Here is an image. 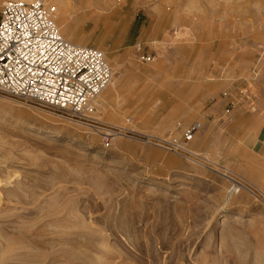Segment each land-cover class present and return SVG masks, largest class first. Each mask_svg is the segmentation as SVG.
Masks as SVG:
<instances>
[{
	"label": "rangeland",
	"instance_id": "1",
	"mask_svg": "<svg viewBox=\"0 0 264 264\" xmlns=\"http://www.w3.org/2000/svg\"><path fill=\"white\" fill-rule=\"evenodd\" d=\"M43 1L115 87L0 102V264H264V0Z\"/></svg>",
	"mask_w": 264,
	"mask_h": 264
},
{
	"label": "built area",
	"instance_id": "2",
	"mask_svg": "<svg viewBox=\"0 0 264 264\" xmlns=\"http://www.w3.org/2000/svg\"><path fill=\"white\" fill-rule=\"evenodd\" d=\"M52 14L43 0L3 3L0 10V102L12 99L68 120H90L89 116L95 112L90 102L110 84L112 69L99 50L65 39ZM200 128V123H193L180 139L165 142V145L184 153ZM112 137L104 134L103 145L108 146ZM227 179L231 191L247 190L241 181Z\"/></svg>",
	"mask_w": 264,
	"mask_h": 264
},
{
	"label": "bare ground",
	"instance_id": "3",
	"mask_svg": "<svg viewBox=\"0 0 264 264\" xmlns=\"http://www.w3.org/2000/svg\"><path fill=\"white\" fill-rule=\"evenodd\" d=\"M19 1H22V2H27V3H29L30 2V0H19ZM114 87H115V81H111L110 82V84L98 95V97L95 99V100H92L91 102H90V106L92 107V104L94 103V102H96V100L99 98V96L104 92V91H108L109 89H112L113 88V90H114ZM111 98V95H110V97L108 98V99H110ZM104 101V100H103ZM102 106V105H101ZM98 107V106H97ZM100 107V106H99ZM223 176H225V175H223ZM226 178H230V177H227V176H225Z\"/></svg>",
	"mask_w": 264,
	"mask_h": 264
}]
</instances>
